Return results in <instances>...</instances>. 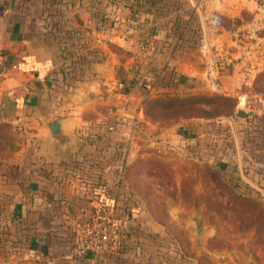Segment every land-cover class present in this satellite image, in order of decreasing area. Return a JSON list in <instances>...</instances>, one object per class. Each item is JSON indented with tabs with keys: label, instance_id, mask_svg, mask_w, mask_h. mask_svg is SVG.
<instances>
[{
	"label": "crops",
	"instance_id": "1",
	"mask_svg": "<svg viewBox=\"0 0 264 264\" xmlns=\"http://www.w3.org/2000/svg\"><path fill=\"white\" fill-rule=\"evenodd\" d=\"M41 3L0 0V50L14 55L0 82V122L10 124L18 146L10 156L0 158V176L11 166L26 182L24 188L13 182L17 200L5 196L9 198L1 201L0 213L2 218L9 213L12 220L3 224L17 226V236L21 241L27 237L24 243L30 246L11 264H34L36 241L47 243L43 253L49 264L61 257L51 251L58 242H77L80 229L71 235L69 228L86 223L102 197L117 205L125 221L137 225L127 232L124 253L116 258L119 261L123 253L124 263H131L130 243L140 228V215L163 224L149 215L144 200L132 191L128 166L156 155L176 173L178 161L199 159L198 150L209 135L203 129L209 121L203 118H182L167 125L145 120L143 99L162 88L153 84L152 71L156 75L161 71L164 77L167 72L165 81L173 85L171 89L177 85L178 91L204 86L223 90L225 81L237 77L238 50L245 48L238 44L229 49L230 32L224 20L238 18L245 10L252 15L248 23L264 26V0H76L63 20V28L80 35L72 45L77 67L68 74L61 66L69 60L63 58L45 24ZM116 47L124 51V59ZM121 65L123 79L117 74ZM55 119L61 120L63 138L52 137L47 129ZM132 120L138 122L139 131L131 128ZM119 142L124 143L122 150ZM173 204L177 210L184 208L181 202ZM44 225L46 232L41 231ZM204 231L205 239L214 234L209 224ZM76 244L72 242L70 248L80 252ZM81 252L73 258L89 261L88 254ZM20 258L23 262H18Z\"/></svg>",
	"mask_w": 264,
	"mask_h": 264
},
{
	"label": "rangeland",
	"instance_id": "2",
	"mask_svg": "<svg viewBox=\"0 0 264 264\" xmlns=\"http://www.w3.org/2000/svg\"><path fill=\"white\" fill-rule=\"evenodd\" d=\"M251 20V13L245 10L238 18L227 17L224 20L225 28L230 32L229 49L236 48L238 44H244L245 48L238 50L239 55L234 54L238 55L237 77L232 76L225 81L223 90L204 86L205 88L202 89L183 88L178 91L177 85L171 89L173 85L165 81L167 72L163 73L164 77L161 71L157 75L155 69L152 71L155 80L153 84L161 85L162 88H155L149 98H156L160 102H164L169 97L191 98L197 107H204L207 111L212 110L215 114H211L210 117L194 116L209 121L203 125V129H207L209 135L204 137L201 147L203 151L198 150L199 159L189 162L178 161L177 164L180 166L174 169L176 173H169L168 171L173 170L171 165L156 155L141 159H153L162 163L165 167L163 171L167 173H156L154 176L133 174L132 177H141L143 184L138 183L136 190L133 188L132 191L142 199L139 191L143 192L146 187L156 188L159 192L155 193V196L163 199L167 207L163 212H167L173 221L167 226H160L153 223L148 216L140 215V228L136 229L130 243L132 262L127 264H215L217 260H225L227 264H264V107L256 100L257 97L264 98V51L260 49L264 50V26L256 28L248 23ZM232 52L234 53V50ZM118 54L124 59V51ZM259 61L260 65L257 64ZM158 78L161 80L157 81ZM208 96H211L210 101H207ZM216 96H221V99ZM237 107L245 108L249 111V115L245 118L235 117ZM182 118H191V116L179 117L173 122L163 121L161 125L175 123ZM145 120L151 122L146 117ZM136 131H139L138 127ZM139 134H141L139 139L143 140L142 130ZM204 167L206 173H200ZM9 169L0 176V203L9 197L17 200V193H13L15 191L13 182L18 181L21 188L26 187V182L21 181L20 173H13L14 168L11 166ZM143 170L145 167L142 165L139 172L144 173ZM187 171L189 173H186ZM209 171L211 173H208ZM188 176L190 184L194 176L196 205L182 199V182ZM231 193L240 197L233 198ZM176 201L183 204V210L175 208L173 203ZM204 203L207 206L206 210ZM169 204L172 206L169 207ZM7 214V217L2 218L0 213L1 224L8 218L12 219L9 213ZM194 218L196 226L192 224ZM205 224H209L214 229V234L207 239H205ZM9 225L3 232L8 236L3 240L0 239V264H11L12 260L22 258L30 248L24 243L27 237L21 241L22 239L17 236L18 233H15V226ZM82 225L83 222L78 227L69 228L71 235L73 232L77 233L76 230ZM46 229L45 225L41 227L42 232H46ZM74 241L58 242L56 250L51 251V255L62 256L55 257L50 264H126L124 261L127 262V258L123 256L124 249L121 248L117 250L118 253H112L94 263L90 260L79 263L73 258L76 257L74 254L83 252L70 248L72 242L78 245L79 240ZM35 244L38 257L35 263L32 262L49 264L47 259L45 260L47 254L43 253L47 243L36 241ZM68 252L72 254L68 256L70 258L63 256ZM121 252L123 253L120 260L117 261V256ZM21 258L18 262L22 261Z\"/></svg>",
	"mask_w": 264,
	"mask_h": 264
},
{
	"label": "trees",
	"instance_id": "3",
	"mask_svg": "<svg viewBox=\"0 0 264 264\" xmlns=\"http://www.w3.org/2000/svg\"><path fill=\"white\" fill-rule=\"evenodd\" d=\"M75 1L76 0H41V9L45 24L50 27L51 32L57 39L63 58L69 60V63L63 64L61 66V71L63 72V74H68L74 69L76 70L77 67L78 59L72 51V45L75 44L76 39L80 40L78 37L80 35H77V33H75V30H67L63 28L65 25V22L63 21L65 12L68 9L72 8ZM116 51L122 52V50L118 48L116 49ZM0 54L2 55V64L6 69L14 59V55L10 51L5 49L0 50ZM73 57L75 58L73 59ZM117 74L121 79L124 78L125 69L122 65L119 66ZM216 98L221 99V96H216ZM223 98L227 99V97ZM207 99V101H210L211 96H208ZM195 106V102L191 98L169 97L164 102H160V100L157 101L156 98L151 99L149 97H145L142 101V108L145 117L148 118L151 122H157L159 124L164 123L163 121H176L179 117H210L211 114H215V112H212V110L207 111L206 109H204V107L196 106L195 108ZM17 148L18 146L13 138L10 124L7 122H0V158L10 156ZM142 165L145 167V170H143L144 173H142L141 171L139 172V168ZM163 169H165L164 165L158 161H154L153 159H137L127 168V177L129 184L132 188L136 190L137 184H143V181L141 177H132L133 174H139L140 176L144 174L146 176H154L156 173H167V171L164 172ZM204 169L206 168L204 167L200 173H206ZM168 172L171 173L170 171ZM208 173H211V171H209ZM194 182V176H192L191 184L189 176L186 177V179L182 182L181 194L182 199L185 200L187 203L196 205L197 201L195 199L196 192L194 190ZM158 192L159 191L156 188L146 187L143 192L139 191L138 193L144 200V203L150 215L155 220L162 223L163 226H167L173 220L170 218L167 212H163L164 210H167V207L163 202V199H160L155 196V193ZM231 196L233 198L234 196L240 197L235 193L233 195L231 193ZM242 200L244 199L242 198ZM204 209L206 210L207 206ZM9 224L10 223H0V235L3 236L0 237L1 240H3L4 237L8 236L3 232L5 231V229H7L8 226H10ZM15 228V233H17L18 227L15 226ZM26 233L27 231H25V233L23 232V236H26Z\"/></svg>",
	"mask_w": 264,
	"mask_h": 264
},
{
	"label": "built area",
	"instance_id": "4",
	"mask_svg": "<svg viewBox=\"0 0 264 264\" xmlns=\"http://www.w3.org/2000/svg\"><path fill=\"white\" fill-rule=\"evenodd\" d=\"M115 20L119 17L115 16ZM214 23H218V18L214 17ZM6 75V69L2 64L0 54V82ZM256 100L264 107V100L257 97ZM132 129H137L138 122H130ZM121 175L124 173V165L120 167ZM124 219L121 216L117 205L107 197L97 199L90 212L89 219L79 230V246L82 251L88 252V257L92 263L101 260L112 253H118L127 241L128 234L124 229Z\"/></svg>",
	"mask_w": 264,
	"mask_h": 264
},
{
	"label": "water",
	"instance_id": "5",
	"mask_svg": "<svg viewBox=\"0 0 264 264\" xmlns=\"http://www.w3.org/2000/svg\"><path fill=\"white\" fill-rule=\"evenodd\" d=\"M248 115H249V111L243 107H237L234 113L235 117H240V118H245ZM61 124L62 123L60 119H55L48 123L47 129L49 130L52 137L57 138V139L63 138ZM123 147H124V143L119 142L118 149L122 150ZM123 225H124V229L126 230V232L131 231L132 230L131 228H136L137 226L136 223H134L133 221H131V223H129L128 221H124Z\"/></svg>",
	"mask_w": 264,
	"mask_h": 264
}]
</instances>
